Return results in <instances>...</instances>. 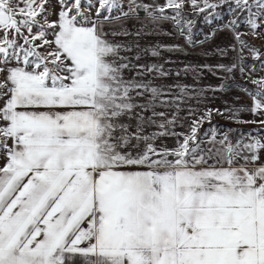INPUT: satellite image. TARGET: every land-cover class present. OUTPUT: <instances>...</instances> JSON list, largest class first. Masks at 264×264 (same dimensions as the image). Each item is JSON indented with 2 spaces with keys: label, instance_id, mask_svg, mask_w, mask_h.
Wrapping results in <instances>:
<instances>
[{
  "label": "snow or ice",
  "instance_id": "snow-or-ice-1",
  "mask_svg": "<svg viewBox=\"0 0 264 264\" xmlns=\"http://www.w3.org/2000/svg\"><path fill=\"white\" fill-rule=\"evenodd\" d=\"M186 2L202 13L225 3L247 13L253 35L264 17V0H127V11L124 0H57L50 21V0H0V264H264V142L214 133L202 147L208 111L176 147H158V138L179 135L168 130L175 120L154 119L165 116L155 111L165 93L125 79L130 64L119 53L130 49L110 39L130 35L123 22L143 12L181 36L187 27L193 45ZM235 40L236 61L216 66L228 79L237 67L244 75L245 48L261 58L239 32ZM140 67L137 76L169 75L162 65ZM252 82L255 92L241 88L250 109L217 114L264 125L239 119V111L264 117V79ZM137 108L136 123H125ZM151 125L161 131L145 134Z\"/></svg>",
  "mask_w": 264,
  "mask_h": 264
},
{
  "label": "rangeland",
  "instance_id": "rangeland-1",
  "mask_svg": "<svg viewBox=\"0 0 264 264\" xmlns=\"http://www.w3.org/2000/svg\"><path fill=\"white\" fill-rule=\"evenodd\" d=\"M124 2L125 11H127V0ZM142 2L149 3L151 0H142ZM156 2L164 4L165 0H156ZM210 2L221 3V0H210ZM49 11L52 13L49 20H56L60 11L57 0H50ZM91 14L94 16L95 9ZM168 15H172L171 10H168ZM183 17L185 24L187 21L192 22L193 45H189L186 41L187 27H185V35L181 36L171 22L153 24L144 19V13L140 14L139 20L133 19L123 22V27L127 29L130 35L110 38L113 42L124 44L130 49L122 50L119 53L126 60L118 62L130 64V68L124 70L125 79L134 78L145 82L151 81L154 86L161 87L165 93L159 98L155 107L156 112H164L165 116H157L154 119L157 123L175 120V124L170 126L168 130L179 135L160 137L155 141L156 145L158 147L163 145L170 149L176 147L177 140H182L183 135L190 133L192 122L200 120L208 111L212 112L211 119H204L197 133L198 141H203L202 147L208 146V141L214 133L217 139L227 134L233 142L243 140L250 143L256 139L264 142V125L260 123H237L235 118L229 119L227 114L221 116L216 111L226 113L228 109L240 110L252 107V97L242 91L241 88L255 92L258 85L252 81L264 79V17L257 20L260 24V28L256 30L257 35H253L250 26L247 24V13L234 14L229 10L226 3L221 4L218 9H209L202 13L194 11L191 4L186 2ZM233 20H236L239 25L238 28L227 27ZM138 31L141 32L139 36L136 35ZM213 32H215V36H212ZM236 32L240 33L241 40L260 51L261 58L260 60L254 59L252 53L245 48L243 50L245 57L244 75H241L237 67L232 77L228 79L224 78L226 74L219 71L216 66L220 64L231 65L236 61L237 52L240 49V45L235 40ZM166 46L167 48L179 46L180 50L168 51ZM153 48L159 50L160 55L158 57L152 56L151 50ZM221 50L227 51L221 55ZM152 64L162 65L169 75L158 76L156 73L136 75L138 71H144L140 66L146 67ZM205 65L211 66L212 71L203 67ZM186 67L190 69L187 73L184 72ZM191 69H196V71ZM177 72H180L179 76L176 75ZM221 85L226 90H219ZM181 88H185L184 93L181 92ZM150 98V94H145V97H137V102L145 103V100ZM161 100L168 101V103L161 105ZM141 111L137 108L131 121L127 116L122 119L125 123L135 124V113ZM142 114L150 116L151 112L147 111ZM239 119L259 121L264 117L254 116L249 111H239ZM159 131L161 129L155 125L145 127V134Z\"/></svg>",
  "mask_w": 264,
  "mask_h": 264
},
{
  "label": "crops",
  "instance_id": "crops-1",
  "mask_svg": "<svg viewBox=\"0 0 264 264\" xmlns=\"http://www.w3.org/2000/svg\"><path fill=\"white\" fill-rule=\"evenodd\" d=\"M68 264H77V262L70 261V262H68Z\"/></svg>",
  "mask_w": 264,
  "mask_h": 264
},
{
  "label": "water",
  "instance_id": "water-1",
  "mask_svg": "<svg viewBox=\"0 0 264 264\" xmlns=\"http://www.w3.org/2000/svg\"><path fill=\"white\" fill-rule=\"evenodd\" d=\"M140 14H143V12H141Z\"/></svg>",
  "mask_w": 264,
  "mask_h": 264
}]
</instances>
